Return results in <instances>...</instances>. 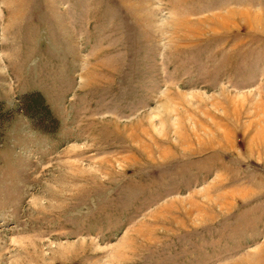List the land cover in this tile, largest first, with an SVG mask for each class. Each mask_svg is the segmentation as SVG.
Segmentation results:
<instances>
[{"label":"rangeland","instance_id":"obj_1","mask_svg":"<svg viewBox=\"0 0 264 264\" xmlns=\"http://www.w3.org/2000/svg\"><path fill=\"white\" fill-rule=\"evenodd\" d=\"M0 264H264V0H0Z\"/></svg>","mask_w":264,"mask_h":264}]
</instances>
